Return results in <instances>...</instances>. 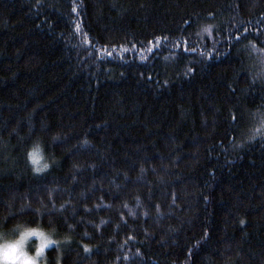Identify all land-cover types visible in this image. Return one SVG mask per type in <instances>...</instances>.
I'll return each mask as SVG.
<instances>
[{
	"label": "trees",
	"instance_id": "trees-1",
	"mask_svg": "<svg viewBox=\"0 0 264 264\" xmlns=\"http://www.w3.org/2000/svg\"><path fill=\"white\" fill-rule=\"evenodd\" d=\"M261 114L264 0H0V229L54 228L46 264H264Z\"/></svg>",
	"mask_w": 264,
	"mask_h": 264
},
{
	"label": "clouds",
	"instance_id": "clouds-1",
	"mask_svg": "<svg viewBox=\"0 0 264 264\" xmlns=\"http://www.w3.org/2000/svg\"><path fill=\"white\" fill-rule=\"evenodd\" d=\"M55 243L54 228L15 220L0 229V261L5 264H46L48 249Z\"/></svg>",
	"mask_w": 264,
	"mask_h": 264
},
{
	"label": "snow or ice",
	"instance_id": "snow-or-ice-1",
	"mask_svg": "<svg viewBox=\"0 0 264 264\" xmlns=\"http://www.w3.org/2000/svg\"><path fill=\"white\" fill-rule=\"evenodd\" d=\"M207 30V29H206ZM262 115V126H264V114H261ZM262 138H264V136H262ZM243 223V222H242Z\"/></svg>",
	"mask_w": 264,
	"mask_h": 264
},
{
	"label": "rangeland",
	"instance_id": "rangeland-1",
	"mask_svg": "<svg viewBox=\"0 0 264 264\" xmlns=\"http://www.w3.org/2000/svg\"><path fill=\"white\" fill-rule=\"evenodd\" d=\"M0 264H5V262L4 261H0Z\"/></svg>",
	"mask_w": 264,
	"mask_h": 264
}]
</instances>
